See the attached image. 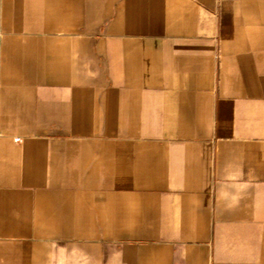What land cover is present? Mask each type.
Wrapping results in <instances>:
<instances>
[{"label": "crops", "instance_id": "obj_1", "mask_svg": "<svg viewBox=\"0 0 264 264\" xmlns=\"http://www.w3.org/2000/svg\"><path fill=\"white\" fill-rule=\"evenodd\" d=\"M0 264H264V0H0Z\"/></svg>", "mask_w": 264, "mask_h": 264}, {"label": "built area", "instance_id": "obj_2", "mask_svg": "<svg viewBox=\"0 0 264 264\" xmlns=\"http://www.w3.org/2000/svg\"><path fill=\"white\" fill-rule=\"evenodd\" d=\"M18 141V140H17Z\"/></svg>", "mask_w": 264, "mask_h": 264}]
</instances>
